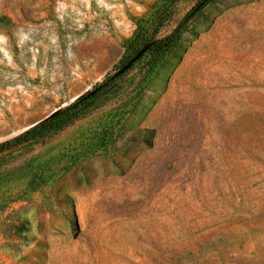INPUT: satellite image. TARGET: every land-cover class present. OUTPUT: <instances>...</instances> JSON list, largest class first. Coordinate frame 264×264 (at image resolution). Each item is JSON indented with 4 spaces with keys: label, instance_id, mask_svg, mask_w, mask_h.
Masks as SVG:
<instances>
[{
    "label": "rangeland",
    "instance_id": "rangeland-1",
    "mask_svg": "<svg viewBox=\"0 0 264 264\" xmlns=\"http://www.w3.org/2000/svg\"><path fill=\"white\" fill-rule=\"evenodd\" d=\"M198 1L0 0V142ZM149 57L0 154V264H264V0L212 1L145 79Z\"/></svg>",
    "mask_w": 264,
    "mask_h": 264
},
{
    "label": "trees",
    "instance_id": "trees-1",
    "mask_svg": "<svg viewBox=\"0 0 264 264\" xmlns=\"http://www.w3.org/2000/svg\"><path fill=\"white\" fill-rule=\"evenodd\" d=\"M214 0H199L183 17L175 28L166 36L158 39L146 41L132 56L127 57L122 61L119 69L107 75L102 82L97 84L91 90L80 95L72 102L58 108L56 111L35 123L22 133L0 142V154L11 152L19 148L38 144L49 138L54 137L68 127L75 124L78 120L86 116L88 111L97 106L103 95L136 63L140 62L145 56L150 55L147 71L144 78L148 79L156 71L162 60L174 44L181 38L184 31L203 9ZM140 39V34L137 35L134 41ZM147 50L140 55L131 65L130 62L144 49ZM129 67L123 70L126 66Z\"/></svg>",
    "mask_w": 264,
    "mask_h": 264
},
{
    "label": "water",
    "instance_id": "water-1",
    "mask_svg": "<svg viewBox=\"0 0 264 264\" xmlns=\"http://www.w3.org/2000/svg\"><path fill=\"white\" fill-rule=\"evenodd\" d=\"M147 48H148V46L146 47V48H144L131 62H130V64L129 65H131L140 55H142L146 50H147ZM129 65L128 66H126L123 70H126L128 67H129ZM56 111V110H55ZM53 113V112H52Z\"/></svg>",
    "mask_w": 264,
    "mask_h": 264
},
{
    "label": "bare ground",
    "instance_id": "bare-ground-1",
    "mask_svg": "<svg viewBox=\"0 0 264 264\" xmlns=\"http://www.w3.org/2000/svg\"><path fill=\"white\" fill-rule=\"evenodd\" d=\"M236 41V40H235Z\"/></svg>",
    "mask_w": 264,
    "mask_h": 264
}]
</instances>
